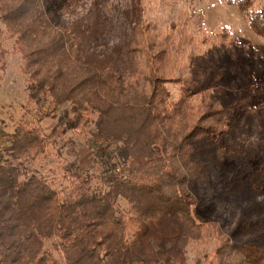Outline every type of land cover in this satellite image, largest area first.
Instances as JSON below:
<instances>
[{"label":"trees","instance_id":"16d2710c","mask_svg":"<svg viewBox=\"0 0 264 264\" xmlns=\"http://www.w3.org/2000/svg\"><path fill=\"white\" fill-rule=\"evenodd\" d=\"M75 1L0 0L14 43L3 47L0 27V72L19 53L28 100L49 98L50 111L69 104L57 131L22 122L0 149V264H134L148 253L153 264H187L192 243H213L193 264H264V101L252 102L248 46L224 27L189 33L191 5L162 27L145 0H97L89 21L53 25ZM229 3L264 40V5ZM109 28L119 41L99 37ZM171 84L183 91L175 101ZM117 110L137 126L106 136L102 123ZM67 132L86 142L83 158L32 171Z\"/></svg>","mask_w":264,"mask_h":264},{"label":"rangeland","instance_id":"374dc122","mask_svg":"<svg viewBox=\"0 0 264 264\" xmlns=\"http://www.w3.org/2000/svg\"><path fill=\"white\" fill-rule=\"evenodd\" d=\"M116 7H128L134 0H110ZM229 1L237 0H145L153 11V18L156 19L162 27L170 21H174L178 18L179 12L190 8L191 15L190 20L186 19L187 31L192 32L193 35L205 31L209 36L213 37L218 34L221 29L227 28L231 32V37L234 42L247 45L249 48L248 54L255 61V75L257 80L251 85L255 87V93L252 97L253 104H258L264 101V40L258 38L252 32L249 31L244 17L236 9L234 3ZM259 4L264 5V0H256ZM97 0H76L69 8L60 6L56 9V17L53 19V25L58 24L66 25L76 21H89L86 16L88 10L94 9V5ZM98 7V4H96ZM91 21V20H90ZM0 27L4 31L3 47L7 51H12L14 48L13 40L9 37L5 26L0 22ZM112 29V28H111ZM110 28L105 30V33L99 37L108 39L111 43L120 40V35ZM176 36V35H174ZM173 36V37H174ZM5 71L0 72V149L7 145V140L14 128L22 123L28 122L29 128L39 127L42 133L49 135L53 132V128L58 130L56 126L59 124V117L63 114L65 109L69 108L68 103H63L57 107L56 110H52L48 102L49 98L42 102L35 104L28 100L26 92V76L20 71L22 66V60L19 53H9L5 57ZM184 65V62H183ZM181 64L180 68L183 67ZM179 70L173 71L174 75H178ZM171 92V99L177 100L182 89L174 84L168 86ZM189 97L192 106H194L193 93L187 91L185 94ZM48 113L50 115H47ZM52 115V117H50ZM71 116V114L69 115ZM93 118L95 115L93 114ZM109 122L108 128L107 124ZM137 122L134 121L131 124H127L123 121L122 113L117 110L110 120L105 119L102 123V129L106 136H109V132L119 131L126 132L130 129H135ZM89 130L94 131V127L90 126ZM51 144L48 147V156L42 157L37 164L31 169L38 173L43 172L49 165L57 164L61 160L77 161L83 158L80 151H85L86 142L83 138L76 135L73 132H67L63 135H54L51 138ZM53 142V143H52ZM79 155V156H78ZM77 156V159H76ZM79 157V158H78ZM84 157H91V153H86ZM86 166L89 162H86ZM94 183V182H93ZM61 185H57L59 190ZM126 201L121 199L118 201L117 207L124 209L126 207ZM130 238V232L127 234ZM55 239H50L44 242V246L51 250L55 259L61 261L60 253L56 252L52 245ZM151 252L156 253L157 246L155 242H151ZM213 243L206 247H201L196 243L190 244L186 248L187 264H193V260L196 256H200L198 253L203 249L210 250ZM151 253L141 255L138 262L134 264H153L149 261ZM107 264H119L117 257H108ZM163 258H160L157 264H162ZM205 264V263H203Z\"/></svg>","mask_w":264,"mask_h":264}]
</instances>
